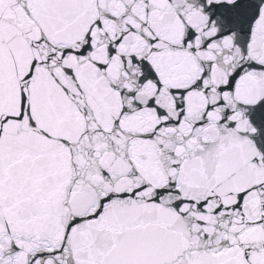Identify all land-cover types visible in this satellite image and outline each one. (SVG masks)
Returning <instances> with one entry per match:
<instances>
[{"label": "snow or ice", "instance_id": "6c2138e0", "mask_svg": "<svg viewBox=\"0 0 264 264\" xmlns=\"http://www.w3.org/2000/svg\"><path fill=\"white\" fill-rule=\"evenodd\" d=\"M0 264H264V0H0Z\"/></svg>", "mask_w": 264, "mask_h": 264}]
</instances>
